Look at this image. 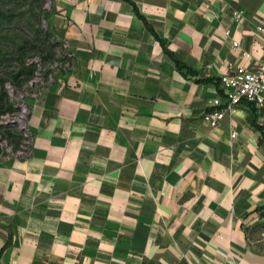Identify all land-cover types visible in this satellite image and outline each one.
<instances>
[{
	"label": "crops",
	"instance_id": "obj_1",
	"mask_svg": "<svg viewBox=\"0 0 264 264\" xmlns=\"http://www.w3.org/2000/svg\"><path fill=\"white\" fill-rule=\"evenodd\" d=\"M260 21L264 0H50L66 61L0 148V264H264V114L204 118L264 60Z\"/></svg>",
	"mask_w": 264,
	"mask_h": 264
},
{
	"label": "rangeland",
	"instance_id": "obj_2",
	"mask_svg": "<svg viewBox=\"0 0 264 264\" xmlns=\"http://www.w3.org/2000/svg\"><path fill=\"white\" fill-rule=\"evenodd\" d=\"M49 12L50 0H0V74L19 65L16 58L24 40L45 47L43 52L28 54L26 62L34 66V71L27 80L17 83L9 77L4 82L6 105L0 112V148L18 144L14 135L26 130L27 97L66 61L63 44L49 30ZM51 46L54 48L53 58L46 59L44 55ZM261 226L264 228V219Z\"/></svg>",
	"mask_w": 264,
	"mask_h": 264
},
{
	"label": "built area",
	"instance_id": "obj_3",
	"mask_svg": "<svg viewBox=\"0 0 264 264\" xmlns=\"http://www.w3.org/2000/svg\"><path fill=\"white\" fill-rule=\"evenodd\" d=\"M236 14L241 15V11L236 10ZM256 26L260 31H264L263 21L257 22ZM226 32L229 34L230 29H227ZM233 43L238 45L239 41L234 39ZM221 85L224 88L225 101L221 102L220 98H216L214 100L216 108L206 111L204 114V118L211 124H217L228 111H232L234 106L242 100L254 103L264 114V60L255 69L237 64L221 77ZM24 112H28L27 106Z\"/></svg>",
	"mask_w": 264,
	"mask_h": 264
},
{
	"label": "trees",
	"instance_id": "obj_4",
	"mask_svg": "<svg viewBox=\"0 0 264 264\" xmlns=\"http://www.w3.org/2000/svg\"><path fill=\"white\" fill-rule=\"evenodd\" d=\"M46 34L48 35V33ZM28 43H30V45H28ZM52 46H54V43H52ZM52 46L48 48V50L46 51L44 55V58L46 59L51 58V57L53 58L54 48ZM44 49L45 47H41L39 43L37 44L35 42H31L30 40L28 41V39L24 40L23 44L19 46L17 58H16L19 65L17 67H14L12 71L10 70V72L3 71L0 74V112L1 110L5 108V105H6L5 98H4L6 94L5 88H4L5 80L9 77L13 78L17 83L24 82L25 80H27L34 71V66L26 62V58L28 54L34 51L43 52ZM177 62H178L179 67L181 68L185 67L187 68L188 72L196 73V70L192 69L191 67H187V65L181 62L180 60H177ZM14 137L16 140H19L21 137H23V134L17 133L16 135H14ZM262 207H258V209H262ZM262 213H264L263 210H262Z\"/></svg>",
	"mask_w": 264,
	"mask_h": 264
}]
</instances>
